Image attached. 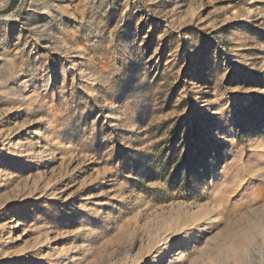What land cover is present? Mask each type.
Returning <instances> with one entry per match:
<instances>
[{
	"label": "rangeland",
	"instance_id": "1",
	"mask_svg": "<svg viewBox=\"0 0 264 264\" xmlns=\"http://www.w3.org/2000/svg\"><path fill=\"white\" fill-rule=\"evenodd\" d=\"M0 264H264V0H0Z\"/></svg>",
	"mask_w": 264,
	"mask_h": 264
}]
</instances>
